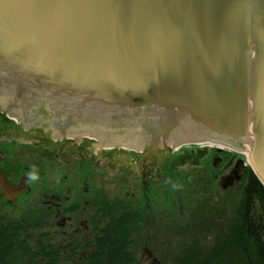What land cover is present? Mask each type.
Masks as SVG:
<instances>
[{
  "label": "water",
  "instance_id": "95a60500",
  "mask_svg": "<svg viewBox=\"0 0 264 264\" xmlns=\"http://www.w3.org/2000/svg\"><path fill=\"white\" fill-rule=\"evenodd\" d=\"M0 84L26 100L56 91L99 133L92 151L150 133L229 140L264 187V0H0ZM196 146L161 144L153 171ZM0 188L10 202L22 192Z\"/></svg>",
  "mask_w": 264,
  "mask_h": 264
},
{
  "label": "flooded vegetation",
  "instance_id": "af4514ba",
  "mask_svg": "<svg viewBox=\"0 0 264 264\" xmlns=\"http://www.w3.org/2000/svg\"><path fill=\"white\" fill-rule=\"evenodd\" d=\"M34 87L31 91H35ZM36 91L40 92L39 89ZM46 91L52 95L31 93L29 100L19 99L0 84V179L23 188L17 197L26 198L25 264H33V259L37 264H97L104 238L108 254L114 242L117 248L122 249L121 258L111 260L108 257L106 264H144L146 260L149 261L147 264H161L147 244L160 247L173 243L169 235H165L167 240L160 244L155 232L156 216L162 211L170 214L176 209L180 211L181 207L177 206L175 199L168 202L155 199L152 189H159L155 179L163 176L162 171L171 163H176V156H171L172 160H162L160 167L153 171L156 167L154 159L163 149L154 137L158 134L152 133L147 135L145 142L144 135L137 137L142 140L141 147L131 145L118 149L117 145H111L94 154L90 148L94 145L90 144L95 142L98 145L99 141L76 127L81 120L78 112L60 106L56 91ZM2 95L4 100H1ZM15 117L18 124L14 123ZM226 144L232 146L229 140ZM183 146L185 144L179 147ZM208 151L214 160V169L207 173L210 182L221 186L222 168L224 174L240 180V183L245 180L248 169L239 163V156L224 151ZM234 162L237 169L233 168ZM33 170L38 177L34 181L27 178ZM113 179L122 182L123 187L129 190L126 196L122 187L120 216L116 218L112 217L113 210L117 211L113 197H107L103 186L109 183L112 188ZM12 204L4 198L0 188V228L8 229L15 251L11 260L15 264L17 220L10 214L2 215L1 208ZM139 216L144 217L143 221L136 220ZM119 218L121 231L114 225ZM135 228L143 237L145 232H152V236H147V244H141L139 256L133 248L140 244L130 237V230ZM161 228H169L171 233L176 227L171 224ZM114 230L113 242L111 233ZM34 250L38 256L41 252L44 256L35 259L32 256ZM168 264H175V259Z\"/></svg>",
  "mask_w": 264,
  "mask_h": 264
},
{
  "label": "rangeland",
  "instance_id": "374dc122",
  "mask_svg": "<svg viewBox=\"0 0 264 264\" xmlns=\"http://www.w3.org/2000/svg\"><path fill=\"white\" fill-rule=\"evenodd\" d=\"M208 150L207 146H196L184 154L160 156L157 169L160 167L159 164L162 160H172L171 156H176V163H171L167 169L162 171L164 177L161 175L155 179V185L159 189H152V195L155 199L160 198L161 201L166 200L168 202L175 199L181 210L176 209L171 214L168 211L160 212L156 216L157 229H155V232L158 233L157 237L161 245L167 240L165 235H169L173 244L152 247V245L145 243L147 242V236H152V232H145V237H143L137 231V228L131 229L130 237L140 244V246L133 248L136 256L141 255V244L144 242L148 245L149 250L154 253V258L159 260L161 264H168L192 243L201 248H208L214 242L215 237L222 234L227 219L231 218L232 214L236 212L235 205L238 199L240 200V191L245 180L240 183V180L224 174L222 168L221 186L210 182L207 173L212 158L210 157L211 152ZM93 153L96 154L94 151ZM119 155L124 156L123 154ZM241 157L239 163L245 159V155H241ZM207 159H210V161H207ZM213 162L214 160H212ZM243 164L241 163V165ZM233 168L237 169L236 162L233 163ZM116 174L118 175L119 172L117 171ZM103 186L106 188L107 197L112 195L114 203L118 204L115 206L117 211L113 210L114 213L112 214V217L116 218L120 216L119 205L121 202L120 196H123V184L113 179L112 188L109 183L103 184ZM127 192L129 190L125 189L126 196ZM166 197H169V199L167 200ZM25 200L24 196H20L11 206H2V215L10 214L15 220L25 222ZM143 219L144 217L139 216L136 220L143 221ZM171 224H175L176 227L171 233L169 228H161L163 225L170 226ZM167 260L169 261L165 263ZM146 262L149 263L147 260ZM146 262L144 264H147Z\"/></svg>",
  "mask_w": 264,
  "mask_h": 264
},
{
  "label": "trees",
  "instance_id": "16d2710c",
  "mask_svg": "<svg viewBox=\"0 0 264 264\" xmlns=\"http://www.w3.org/2000/svg\"><path fill=\"white\" fill-rule=\"evenodd\" d=\"M235 214L228 218L222 234L216 236L208 248L192 243L175 258V264H264V187L256 176L248 170L240 200L235 205ZM120 219V218H119ZM2 225L4 223H1ZM121 231V219L114 223ZM15 264H25L26 236L25 222L17 221ZM115 234V230L111 235ZM8 229L0 228V264H14L10 254L15 252ZM115 237L112 240L114 242ZM107 240V239H106ZM113 245L116 247L115 242ZM113 247V246H112ZM105 250L97 256V264H106L108 257L121 258L122 249ZM44 256V253H39ZM32 256H38L34 250ZM40 262V261H39ZM33 264H37L33 259Z\"/></svg>",
  "mask_w": 264,
  "mask_h": 264
},
{
  "label": "clouds",
  "instance_id": "9594fccd",
  "mask_svg": "<svg viewBox=\"0 0 264 264\" xmlns=\"http://www.w3.org/2000/svg\"><path fill=\"white\" fill-rule=\"evenodd\" d=\"M27 178H28L29 180L34 181V180H36L38 177H37V175L35 174V171L33 170V171H30V172L27 174Z\"/></svg>",
  "mask_w": 264,
  "mask_h": 264
},
{
  "label": "bare ground",
  "instance_id": "6f19581e",
  "mask_svg": "<svg viewBox=\"0 0 264 264\" xmlns=\"http://www.w3.org/2000/svg\"><path fill=\"white\" fill-rule=\"evenodd\" d=\"M246 156H247V155H246ZM247 157H248V156H247ZM242 166H243V165H242ZM112 249H116V247H115V246H113V247H112ZM112 249H111V250H112ZM10 256H12V254H10Z\"/></svg>",
  "mask_w": 264,
  "mask_h": 264
}]
</instances>
